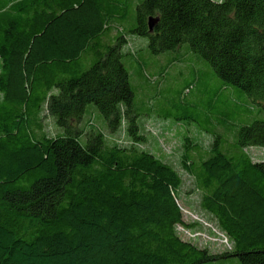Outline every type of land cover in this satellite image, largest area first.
<instances>
[{
    "label": "trees",
    "instance_id": "trees-1",
    "mask_svg": "<svg viewBox=\"0 0 264 264\" xmlns=\"http://www.w3.org/2000/svg\"><path fill=\"white\" fill-rule=\"evenodd\" d=\"M127 33L154 55L188 45L223 89L264 102V0H0V264H264V161L246 151L264 120L241 122L230 153L215 128L200 125L206 149L184 139L181 170L232 249L184 240L199 224L179 170L141 147ZM205 116L236 126L215 99Z\"/></svg>",
    "mask_w": 264,
    "mask_h": 264
},
{
    "label": "rangeland",
    "instance_id": "rangeland-1",
    "mask_svg": "<svg viewBox=\"0 0 264 264\" xmlns=\"http://www.w3.org/2000/svg\"><path fill=\"white\" fill-rule=\"evenodd\" d=\"M131 15L134 19L136 9ZM127 35L129 46L125 47L124 52L133 49L143 63L139 65L132 58L124 59L135 90V108L140 114L137 122L141 134L146 138L141 147L179 170L184 179V186L178 202L184 220L188 224H199L196 229L184 230L178 227V233L184 240L191 241L200 248H209L213 253L231 250L232 245L228 238L220 232L212 217L201 209L200 196L198 192L193 191L192 179L181 170L183 143L184 139L189 137L204 149L208 148L214 137L200 128V125L207 126L215 128L223 137L224 151L230 153L241 122L244 125H252L255 121L264 120V102L261 105L255 104L245 93L234 87L223 89L222 81L213 67L205 61H199L194 54H188V45L177 51L154 55L148 47L147 38L130 33ZM190 84L193 85L190 93L184 99L181 98L183 89ZM212 99H215L220 111L230 114L229 118L236 126L227 128L216 122H207L206 106ZM191 114L199 119L200 124L184 119ZM93 120L96 121L95 118ZM46 125L47 132L55 133L54 123L49 117L46 119ZM98 125L112 140L130 143L124 128L113 134L104 128L102 123ZM246 151L255 161H264V148L251 147Z\"/></svg>",
    "mask_w": 264,
    "mask_h": 264
},
{
    "label": "built area",
    "instance_id": "built-area-1",
    "mask_svg": "<svg viewBox=\"0 0 264 264\" xmlns=\"http://www.w3.org/2000/svg\"><path fill=\"white\" fill-rule=\"evenodd\" d=\"M179 227H181V228L184 229V230H188V229H186V228H183L182 226H179Z\"/></svg>",
    "mask_w": 264,
    "mask_h": 264
}]
</instances>
